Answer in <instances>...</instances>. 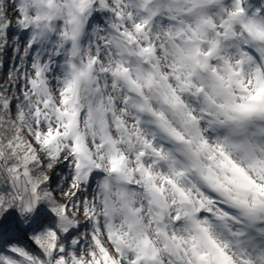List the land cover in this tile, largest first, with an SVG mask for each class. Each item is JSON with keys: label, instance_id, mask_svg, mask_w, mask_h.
<instances>
[{"label": "snow or ice", "instance_id": "snow-or-ice-1", "mask_svg": "<svg viewBox=\"0 0 264 264\" xmlns=\"http://www.w3.org/2000/svg\"><path fill=\"white\" fill-rule=\"evenodd\" d=\"M0 264H264V0H0Z\"/></svg>", "mask_w": 264, "mask_h": 264}]
</instances>
